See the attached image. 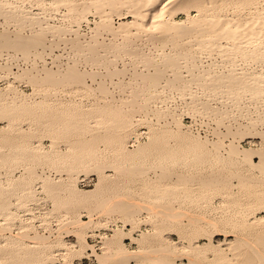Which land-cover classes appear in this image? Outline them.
I'll list each match as a JSON object with an SVG mask.
<instances>
[{"label": "rangeland", "instance_id": "374dc122", "mask_svg": "<svg viewBox=\"0 0 264 264\" xmlns=\"http://www.w3.org/2000/svg\"><path fill=\"white\" fill-rule=\"evenodd\" d=\"M56 1L0 0V264H164L138 256L168 246L175 264H262L264 26L238 49L162 48L159 33L113 29L116 11L106 26L82 16L91 0ZM220 1L264 20V0ZM185 134L208 150L181 148ZM117 233L128 260L108 246Z\"/></svg>", "mask_w": 264, "mask_h": 264}, {"label": "bare ground", "instance_id": "6f19581e", "mask_svg": "<svg viewBox=\"0 0 264 264\" xmlns=\"http://www.w3.org/2000/svg\"><path fill=\"white\" fill-rule=\"evenodd\" d=\"M65 3V6L68 7L69 9H75L78 5V3L74 2L73 0H58L56 2L60 3L61 2ZM76 1V0H75ZM220 0H91L89 3L87 1V3H85L84 5H82V9L85 12H82V16L84 14V17L87 15V13H91V11H95L97 13H100L99 15L102 17L101 21L102 23H105L104 25H108L107 21L109 18L110 21V14H112V12H115L119 15L120 18L124 19L120 25H118V28L114 27L113 29H115L116 31H118V33H124L123 35L127 36V33L131 30V28L135 27L137 32L138 30H144L147 32H151V34L153 33H159V35H157L156 42L160 41L159 44H161L160 46L163 48L165 46H168V43L170 41L174 40V44L175 47L176 45L180 44V41L182 44H186V45H190L193 46L194 44H192L193 41H196V44L201 45V48L204 45L207 44H214L219 46V47H226L228 45H230L229 41H233V43L231 44V46H233L234 48L236 47L238 49V47L240 48L244 42H249L250 40H254L255 38H258V33H260L262 27L264 26V20L263 21H259L257 20V18L255 16H250V17H241L238 16L236 18L233 17H229L227 13H225V9L223 4H225L226 2H224L225 0H223L222 2H224L222 5H220L218 2ZM233 1V0H232ZM235 1V0H234ZM257 1V0H256ZM229 2V1H228ZM55 3V2H53ZM58 3H55V5ZM81 3V2H80ZM83 3V2H82ZM255 3V0H236V4H238V6H245L248 4H253ZM257 3V2H256ZM255 3V4H256ZM232 4V3H231ZM235 4V3H234ZM54 5V4H53ZM230 4H228L229 6ZM237 6V5H235ZM1 7V6H0ZM196 8L195 10L197 11V13L195 15H192L190 13L191 8ZM79 8V7H78ZM227 8V7H226ZM241 8V7H239ZM238 9V8H237ZM14 10V9H13ZM77 10V8H76ZM75 10V11H76ZM109 10V11H108ZM245 10V9H244ZM70 11V10H69ZM74 11V10H72ZM82 11V10H81ZM80 11V13H81ZM177 11H186L187 14V19L185 20H181V19H177L174 17V14ZM241 11V10H240ZM239 11V12H240ZM12 12V11H11ZM79 12V11H78ZM256 13V12H255ZM19 14V13H18ZM236 14V13H235ZM260 14V13H259ZM81 15V14H80ZM117 15V16H118ZM240 15V14H238ZM252 15V14H251ZM255 15V14H254ZM129 16H133L132 20H125V18L127 19V17ZM257 16V15H256ZM78 17V16H77ZM87 18V16H86ZM112 18V17H111ZM264 19V18H263ZM78 20V19H77ZM86 20V19H83ZM112 20V19H111ZM81 21V20H80ZM100 21V22H101ZM98 22V23H100ZM112 22V21H111ZM100 23V24H102ZM110 24V23H109ZM103 25V24H102ZM263 25V26H262ZM110 26V25H108ZM262 26V27H261ZM113 27V26H112ZM112 27H110L112 29ZM99 29V27H97ZM102 28V27H101ZM106 28V27H105ZM134 28V29H135ZM108 29V28H107ZM115 32V30H113ZM263 30V29H262ZM97 31V30H96ZM99 32V31H98ZM132 30L130 31V34H132ZM136 32V33H137ZM116 32V34H118ZM115 34V33H114ZM129 34V33H128ZM262 34V33H261ZM260 34V35H261ZM121 35V34H120ZM139 35V34H138ZM154 35V34H153ZM152 35V37H153ZM205 35V36H204ZM130 36V35H129ZM134 36V35H133ZM149 36V35H148ZM155 36V35H154ZM202 36V37H201ZM201 37V38H200ZM129 38V37H127ZM151 38V37H150ZM154 38V37H153ZM90 42V41H89ZM224 42H226V44H223ZM155 43V42H154ZM194 43V42H193ZM156 43V45H159ZM181 44V45H182ZM180 45V46H181ZM208 46V45H207ZM184 47V46H183ZM154 48H155V44H154ZM160 48V47H159ZM161 48V49H162ZM174 48V47H173ZM188 48V47H187ZM204 48V47H203ZM209 48V47H208ZM227 48V47H226ZM183 49V48H182ZM198 49V48H197ZM186 50V49H185ZM188 50V49H187ZM192 50V49H191ZM191 52V51H190ZM194 52V50H193ZM195 53V52H194ZM180 54V53H179ZM178 54V57H179ZM190 54L193 53H189L185 52L183 55L181 53L180 56H184V58L188 57ZM177 55V54H176ZM165 56V55H164ZM168 58L165 57V60H168L169 62H175L173 59V56H169L167 54ZM192 56V55H191ZM169 57H172L169 60ZM183 58V57H182ZM195 58V57H194ZM199 58V57H198ZM188 60V59H187ZM186 60V61H187ZM192 60V59H191ZM194 60V59H193ZM178 61V60H177ZM179 62V61H178ZM166 63V62H165ZM164 63V64H165ZM177 63V62H176ZM172 64V63H170ZM175 64V63H174ZM194 64V63H193ZM176 65V64H175ZM177 66V65H176ZM192 66V65H191ZM194 66H197L194 64ZM193 66V68H195ZM187 67V66H186ZM189 69V68H188ZM176 70V69H174ZM176 72L178 73V71L176 70ZM177 73H173L172 74H177ZM234 73V72H233ZM54 73H50L49 75H47L45 78H52V75ZM204 74V73H203ZM229 74L231 75L232 73L229 72ZM78 75V72L76 71V69L71 70L67 76L69 77H75ZM179 74H177L178 76ZM205 75V74H204ZM208 75V74H207ZM226 75V74H224ZM243 75V74H242ZM176 76V75H175ZM202 76V74H201ZM211 76V75H210ZM209 76V77H210ZM220 76V74L218 75V77ZM233 76V75H231ZM235 76V75H234ZM232 77V83L233 80H235V77ZM214 77V76H213ZM211 77V78H213ZM225 77L228 78V76L226 75ZM240 78L242 76H239ZM254 77V76H253ZM215 78V77H214ZM224 78V77H223ZM231 78V77H230ZM228 78V79H230ZM235 78V79H234ZM243 78V77H242ZM246 79V78H245ZM252 79V78H251ZM254 79V78H253ZM215 80V79H214ZM244 81V80H243ZM247 81V80H246ZM231 82V80H230ZM237 82V80L235 81ZM239 82V81H238ZM241 82V81H240ZM261 83V82H260ZM259 81L257 84H246L244 83L241 87H249V88H260L262 87V84L260 85ZM2 109V108H1ZM51 116H48V119L50 120ZM60 117V115H59ZM62 117V116H61ZM52 118V117H51ZM47 119V118H46ZM47 119V120H48ZM53 119V118H52ZM60 119V118H59ZM126 120V118H125ZM130 119L127 118L126 121H128ZM62 121V120H61ZM124 121V119H123ZM125 121V122H126ZM53 122V121H52ZM69 122V121H68ZM125 122H123L125 124ZM57 123V122H56ZM60 123V120H59ZM126 125L127 122H126ZM186 136V134H185ZM191 136V135H190ZM186 137H181L182 141H181V148L183 146H186L185 148H189L191 149L190 152L196 151L195 153L197 154V152L201 151V150H205L207 151L208 148H206L207 146L205 145V143H202V141L200 140H196V139H190ZM180 138V137H179ZM194 138V137H193ZM198 139V138H197ZM180 140V139H179ZM180 142V141H179ZM140 146V145H139ZM180 146V143H179ZM206 146V147H205ZM146 147L141 146L139 147L138 151H141L143 149H145ZM184 148V147H183ZM184 148V149H185ZM180 149V148H179ZM187 149V151L189 150ZM233 149V148H231ZM132 151V150H131ZM177 152H180V150L177 149V147L175 149L172 150V154H169L170 157H173L177 154ZM189 152V151H188ZM233 154L236 155L237 160L236 162H249L251 163V165H257L258 166V162H256L253 159V151L251 150H238V148L232 151ZM230 153V151H229ZM128 154H130L128 152ZM132 154V153H131ZM228 154L227 157L233 156ZM194 155V154H193ZM169 157V156H168ZM235 157H233L234 159ZM231 160V162H233L232 158H228V160ZM236 159V158H235ZM227 160V161H228ZM229 162V161H228ZM262 163L264 165V158H262ZM180 184V183H179ZM173 185V184H172ZM175 185V184H174ZM170 186V185H169ZM175 187V186H174ZM158 188V187H157ZM161 188V187H160ZM166 188V187H165ZM171 187H169L170 189ZM93 189H88L86 191V193L91 192ZM168 190V188H167ZM166 190V191H167ZM171 190V189H170ZM168 190V191H170ZM173 190V187H172ZM159 191V190H158ZM168 191L166 192L165 197H167ZM144 192V191H143ZM142 192V193H143ZM155 192V190H154ZM160 192V191H159ZM149 193V191H148ZM161 193V192H160ZM164 193V192H163ZM141 194V193H140ZM145 194V193H144ZM147 194V193H146ZM142 195V194H141ZM153 195V194H152ZM144 196V195H143ZM147 196V195H146ZM142 197V196H141ZM150 197V195H149ZM158 197V196H157ZM133 198V197H132ZM140 198V197H139ZM169 198V197H168ZM144 199V198H143ZM156 199V198H155ZM154 199V200H155ZM140 200V199H139ZM137 200V201H139ZM146 201V200H144ZM148 201V200H147ZM152 201V200H150ZM136 202V201H135ZM137 203V202H136ZM142 203V202H141ZM158 203V202H157ZM144 204H146L144 202ZM156 204V203H155ZM159 204V203H158ZM125 205V202H124ZM133 205V204H132ZM150 205V204H149ZM144 206V205H143ZM146 206V205H145ZM157 206V205H156ZM140 207V206H139ZM153 208V207H152ZM158 208V207H157ZM161 208V207H160ZM125 209V207H124ZM127 209V208H126ZM125 209V210H126ZM130 209V207L128 208ZM124 210V212H125ZM131 210V209H130ZM135 210V209H133ZM140 210V209H138ZM142 210V209H141ZM136 211V210H135ZM171 211V210H170ZM173 211V210H172ZM137 212V211H136ZM174 212V211H173ZM130 215L134 214L131 213L129 211ZM170 213V212H169ZM127 214V213H126ZM125 214V215H126ZM172 216L176 215V212L174 213H170ZM135 216V215H134ZM248 216V215H247ZM129 218V217H128ZM130 219V218H129ZM248 219V218H247ZM246 220V219H245ZM215 223V222H214ZM27 234V233H26ZM19 235V234H18ZM23 237V235H22ZM33 237V236H32ZM106 237V236H105ZM121 237L119 233H117L110 241H109V248H114L116 249L115 251V256L120 255L121 257H124V259H127L129 257H126L127 252L124 246L122 245L121 242ZM24 238V237H23ZM38 240V239H37ZM86 241V240H85ZM29 245V244H28ZM30 245V248H32L33 251H35V249H33L34 246ZM163 246V245H162ZM27 247V246H26ZM41 247V246H39ZM38 247V248H39ZM159 247V246H158ZM29 248V247H28ZM43 248V247H42ZM26 249V248H25ZM41 249V248H40ZM40 249H38L39 251H41ZM157 249V248H156ZM44 250V249H43ZM146 250V249H145ZM144 250V251H145ZM150 250V249H149ZM152 250V249H151ZM21 251V250H18ZM29 251V249H28ZM142 251V250H141ZM27 252V251H25ZM31 252V251H30ZM43 252V251H42ZM45 252V251H44ZM157 252V251H154ZM153 252V253H154ZM193 252V251H192ZM29 253V252H28ZM38 253V251L36 252ZM36 253L34 255H36ZM50 253V252H49ZM133 253V252H132ZM137 253V252H135ZM140 253V252H139ZM138 253V254H139ZM143 253V252H141ZM199 253V251H198ZM21 254V252H20ZM26 254V253H25ZM25 254L23 256H25ZM44 254V253H43ZM129 254V253H128ZM131 254V253H130ZM129 254V255H130ZM146 254V253H145ZM14 255H16L14 253ZM17 255H19L17 253ZM31 255V253H30ZM46 255H49L48 252ZM113 255V254H112ZM128 255V256H129ZM135 255V254H134ZM5 256V255H4ZM37 256V255H36ZM35 256V257H36ZM43 256V255H42ZM132 256V255H130ZM136 256V255H135ZM29 257V254L27 256V258ZM32 257V256H31ZM30 257V258H31ZM34 257V256H33ZM108 257H110L109 255H105L104 258L102 259V262L104 261V259H108ZM140 257V260L144 261V260H158L161 261L164 264H173V257H172V248H159L158 252L155 254H151V253H147L146 255L143 256H138ZM137 257V258H138ZM17 257H15L16 259ZM20 258V257H19ZM22 258V257H21ZM26 258V257H23ZM38 258H40L39 260H42L43 258H45V256L41 259V257L39 256ZM37 258V259H38ZM198 258V257H197ZM18 259V258H17ZM36 259V258H35ZM106 259V260H107ZM132 259V258H130ZM194 259V258H193ZM27 260V259H26ZM29 260V258H28ZM32 260V258H31ZM38 260V261H39ZM139 260V261H140ZM19 263L20 261L17 260ZM34 261V260H33ZM32 261V262H33ZM37 261V260H35ZM43 261V260H42ZM16 262V261H15ZM14 262V263H15ZM24 262V260H23ZM27 262V261H26ZM22 263V262H21ZM20 263V264H21ZM34 263V262H33ZM140 263V262H139ZM176 263V262H175ZM174 263V264H175ZM18 264V263H17ZM25 264V263H24ZM30 264V263H29ZM40 264V263H39ZM45 264V263H44ZM103 264V263H102ZM262 264H264V260L262 262Z\"/></svg>", "mask_w": 264, "mask_h": 264}]
</instances>
